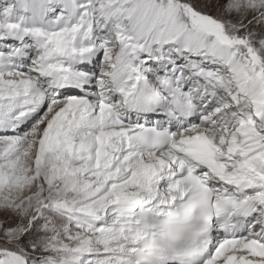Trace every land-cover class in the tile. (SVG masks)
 Segmentation results:
<instances>
[{
  "label": "snow or ice",
  "instance_id": "obj_1",
  "mask_svg": "<svg viewBox=\"0 0 264 264\" xmlns=\"http://www.w3.org/2000/svg\"><path fill=\"white\" fill-rule=\"evenodd\" d=\"M0 264H264V0H0Z\"/></svg>",
  "mask_w": 264,
  "mask_h": 264
}]
</instances>
